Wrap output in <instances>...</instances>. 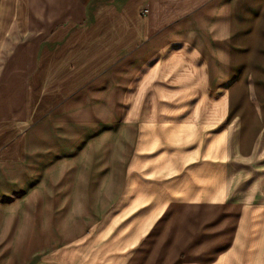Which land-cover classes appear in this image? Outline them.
<instances>
[{"label":"crops","instance_id":"0c3cea01","mask_svg":"<svg viewBox=\"0 0 264 264\" xmlns=\"http://www.w3.org/2000/svg\"><path fill=\"white\" fill-rule=\"evenodd\" d=\"M255 77L264 0H0V264H264V196L222 182L257 153Z\"/></svg>","mask_w":264,"mask_h":264},{"label":"rangeland","instance_id":"374dc122","mask_svg":"<svg viewBox=\"0 0 264 264\" xmlns=\"http://www.w3.org/2000/svg\"><path fill=\"white\" fill-rule=\"evenodd\" d=\"M147 10V9H144ZM147 12H144V14ZM240 80V78H239ZM246 89H247V81L250 82V90L252 92L253 88L252 83L255 86V92L257 99L261 101L262 103V108H263V119H264V79H246ZM167 80L161 78L160 79V85L166 86L168 83H166ZM231 80L226 79L221 87H219L217 90L211 89L210 85H206L205 87L203 84L199 81V84L201 87L194 86L193 93L190 95H181L180 96V101L188 100L190 102H222L224 105L229 103L228 102V95L227 91L228 88L231 85ZM198 84V86H199ZM254 96L253 92L251 94ZM247 96L249 99V94L247 92ZM146 97V96H145ZM147 98V97H146ZM254 100L256 101V98L254 96ZM145 101V100H144ZM159 101H165V96H161L159 98ZM250 102V99H249ZM255 103V102H254ZM235 107V106H234ZM237 108H240V106H236ZM239 113H241L244 117V121H242V128H243V138H244V146L249 144L251 142V138L254 135V132L259 128V123L257 122L256 117L254 116V113L251 117H249L250 111H245V110H239ZM229 121L226 120V118L223 119V131L228 127ZM194 128L192 127V131ZM197 131V129H196ZM193 133V132H192ZM211 135V134H210ZM208 135V137H210ZM207 137H203L205 139ZM195 135L190 136V142L187 143V146H193L196 145L195 143ZM213 137L208 140V142L203 143V141L200 143L202 146H205V149L207 151H214V150H224V152H227L230 150L232 151V144L229 140V138H225V135L223 136L222 143H214L212 141ZM47 149H53L52 143H47ZM100 152V151H99ZM226 156V155H224ZM230 158V156H228ZM229 158H224L223 160V165H222V182L223 186H230L232 188H237L232 191H226L224 192L225 194L227 193L229 196H233L236 198H240L243 200H248V199H255L260 200L264 196V129L259 141L257 153L254 157H252L249 160H236V159H229ZM7 162L5 165V169L8 168V172L10 171L11 165H9L11 160H4ZM89 164V163H88ZM71 166L67 168L69 170ZM13 170V169H12ZM70 173H67V179L68 180H76L77 179V173H73L74 168H71ZM72 171V172H71ZM82 177H81V184L82 186H90V174L91 171L87 168L84 167L82 169ZM74 185V183L72 184Z\"/></svg>","mask_w":264,"mask_h":264},{"label":"built area","instance_id":"2783aa9c","mask_svg":"<svg viewBox=\"0 0 264 264\" xmlns=\"http://www.w3.org/2000/svg\"><path fill=\"white\" fill-rule=\"evenodd\" d=\"M144 12H147V10H144Z\"/></svg>","mask_w":264,"mask_h":264}]
</instances>
